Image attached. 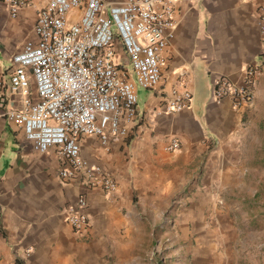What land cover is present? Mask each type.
Listing matches in <instances>:
<instances>
[{"label":"crops","instance_id":"1","mask_svg":"<svg viewBox=\"0 0 264 264\" xmlns=\"http://www.w3.org/2000/svg\"><path fill=\"white\" fill-rule=\"evenodd\" d=\"M86 1L72 19L82 15ZM172 1L177 24L161 53L162 80L154 89L137 86L129 138L109 147L94 135L80 140L82 156L117 181L107 194L81 178L61 177L69 164L54 149L38 152L4 116L26 98L11 89L12 57L37 39V16L47 0H27L16 16L8 0H0V264H131L132 235L140 233L142 219L166 211L175 197L184 203L179 216L187 219L205 212L207 203L220 223L263 216L255 206L264 202V36L257 19L262 0ZM249 66L258 69L250 105L236 109L230 97L213 100L217 77L243 83ZM31 84L36 98L33 78ZM185 91L192 95L189 106L167 111L169 101ZM172 138L180 141L179 150L165 148ZM80 196L87 199L91 221L86 238L63 215Z\"/></svg>","mask_w":264,"mask_h":264},{"label":"built area","instance_id":"2","mask_svg":"<svg viewBox=\"0 0 264 264\" xmlns=\"http://www.w3.org/2000/svg\"><path fill=\"white\" fill-rule=\"evenodd\" d=\"M13 16L27 0H8ZM82 0H47L37 16L35 41L13 55L11 89L26 95L20 109L4 116L19 125L41 153L54 149L69 164L60 175L81 178L88 187L113 193L117 181L110 170L81 154L83 136L99 137L105 147L129 138L137 117V86L154 89L162 80L161 53L176 28L172 0H87L78 19H72ZM264 36V0L257 14ZM130 65L132 71L126 68ZM256 66L244 71L243 83L226 76L215 79L212 98L230 97L240 109L253 101ZM34 79L37 96L31 95ZM189 91L169 101L167 111L188 107ZM181 147L177 138L166 149ZM88 202L80 196L63 211L74 233L86 238L91 229Z\"/></svg>","mask_w":264,"mask_h":264},{"label":"rangeland","instance_id":"3","mask_svg":"<svg viewBox=\"0 0 264 264\" xmlns=\"http://www.w3.org/2000/svg\"><path fill=\"white\" fill-rule=\"evenodd\" d=\"M125 67L132 71L129 64ZM183 204L175 197L167 207L162 205L166 211L155 216L149 212L142 219L140 233L132 235L131 264H264V213L256 218L238 215L235 224L228 218L220 223L213 205L207 203L201 208L205 212L187 219L179 216ZM255 206L264 210V202ZM113 261L123 264L120 259Z\"/></svg>","mask_w":264,"mask_h":264}]
</instances>
